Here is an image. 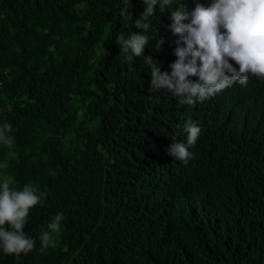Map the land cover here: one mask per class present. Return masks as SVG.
<instances>
[{"label": "trees", "instance_id": "trees-1", "mask_svg": "<svg viewBox=\"0 0 264 264\" xmlns=\"http://www.w3.org/2000/svg\"><path fill=\"white\" fill-rule=\"evenodd\" d=\"M143 7L0 0V124L14 138L0 171L44 194L22 229L33 250L0 264H264V81L194 107L150 90L144 56L170 72L178 37L167 10L137 29ZM133 32L149 42L129 65L116 39ZM188 119L201 133L182 164L166 150ZM57 213L55 247L40 252Z\"/></svg>", "mask_w": 264, "mask_h": 264}, {"label": "clouds", "instance_id": "clouds-1", "mask_svg": "<svg viewBox=\"0 0 264 264\" xmlns=\"http://www.w3.org/2000/svg\"><path fill=\"white\" fill-rule=\"evenodd\" d=\"M128 2L123 0L124 4ZM142 3L143 11L135 20L137 29L146 33L155 11L167 10L170 12L167 28L178 37L173 52L176 59L169 65L170 72H162L152 57L143 55L149 42L147 35L133 32L128 37H117L122 60L131 65L134 58L145 57L150 69V90H164L178 98L179 105L194 107L235 84L247 86L250 77L264 81V0H207L206 4L193 0L191 9L184 0L180 3L142 0ZM124 11L121 10V15ZM192 77L196 78L195 82ZM10 131L8 122L0 124V146H13ZM182 133L185 139L172 142L166 155L187 164L193 156L189 149L195 146L201 128L188 119L182 125ZM7 167L6 161H0V170ZM12 183V178L0 171V253L27 255L36 242L22 229L29 210L42 202L44 194L35 185L25 184L16 189L10 187ZM63 219V213H57L46 224L39 234L38 251L55 247L53 234L59 233Z\"/></svg>", "mask_w": 264, "mask_h": 264}]
</instances>
